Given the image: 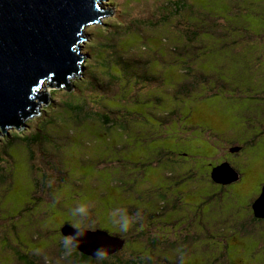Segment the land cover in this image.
<instances>
[{"label": "rangeland", "instance_id": "rangeland-1", "mask_svg": "<svg viewBox=\"0 0 264 264\" xmlns=\"http://www.w3.org/2000/svg\"><path fill=\"white\" fill-rule=\"evenodd\" d=\"M102 1L113 15L84 28L86 57L72 91L50 89L40 116L7 131L30 141L42 123L41 137L47 135L50 143L8 145L10 136L0 135V154L6 150L0 171V264H21L17 254L32 264H73L55 236L63 223L103 230L139 246L133 228L121 233L111 226L109 211L121 206L127 213L135 208L139 217L156 213L158 187L183 178V190L196 191L188 220L197 233L191 235L197 238L195 252L183 260L180 250L159 254V264H205L204 246L210 249L207 264H264V233L238 234L247 228L238 220L252 198L248 177L231 189L233 198L203 180L210 162L237 144L242 152L223 159L234 169L264 174V133L252 137L236 116L248 79L262 81L264 75V0ZM180 6L185 8L174 16ZM151 20L154 27L144 23ZM121 66L129 69L127 75ZM261 94L264 98V86ZM66 103L84 109L72 113ZM77 203L89 208V220L79 225L69 215ZM139 217L131 226H141ZM167 242L161 244L163 253ZM116 257L107 264L134 259L125 247Z\"/></svg>", "mask_w": 264, "mask_h": 264}, {"label": "water", "instance_id": "water-1", "mask_svg": "<svg viewBox=\"0 0 264 264\" xmlns=\"http://www.w3.org/2000/svg\"><path fill=\"white\" fill-rule=\"evenodd\" d=\"M112 15L102 0H0V135L37 116L49 102L50 89L72 91L86 57L84 28ZM237 176L228 163L211 170V180L223 186ZM252 211L264 218V185ZM79 229L84 235L77 250L85 256L94 258L93 250L101 246L112 255L124 246L123 239L106 231ZM75 231L69 223L60 229L62 236Z\"/></svg>", "mask_w": 264, "mask_h": 264}, {"label": "flooded vegetation", "instance_id": "flooded-vegetation-1", "mask_svg": "<svg viewBox=\"0 0 264 264\" xmlns=\"http://www.w3.org/2000/svg\"><path fill=\"white\" fill-rule=\"evenodd\" d=\"M262 81H253L254 78H249L247 84L244 85V90L246 93L241 94V99L239 101V113L236 116H241L242 120L247 123L245 128L248 130H251L252 137H256L259 134L264 133V128L262 127V122H264V98H262L261 92H263V86H264V75L261 76ZM255 88L261 89V92L255 91ZM4 138L0 137V140ZM234 145V143L232 144ZM232 148H239L240 150L238 152L231 153L230 149ZM243 150V146H240L237 144V146H230L227 148V150L220 155L219 159L217 161H211L209 166V169H207L203 173V180L210 184L213 183L217 188L221 190H227V193L231 198H233L232 194V188L235 186H239L243 183L245 177H248L249 181L246 184L245 187L250 188L249 192H251L252 198L248 201V204L246 206L242 207V216L239 218L238 221H245L247 223V228H240V230H243V232H239L238 234L247 237L252 233L250 231V227L252 226L255 230H259L264 232L263 226H264V218H255L252 211V204L253 202L259 197L261 188L264 185V174L261 173H252L249 174L247 168L242 169H234L227 161H225L223 158L226 156H235L237 157ZM222 163H228L236 172H237V181L230 185H219L215 184L211 180V170L215 166H218ZM186 182V178L178 180L176 183L174 182L171 184V186H159L157 189V197H156V216L160 217L162 219V227L167 228L173 226L175 229L180 228V230L175 233L176 231H170V234L167 233L168 237H171V241L168 242L171 246L176 247L178 250H180V257L183 260L185 257H189L195 252L193 245L195 243L196 237H192L191 235L197 234L193 229H190L188 226V220L189 217H191V212L193 210V206L195 204L194 198L196 197V191L188 188L187 190H183V186ZM203 198L206 199V196L203 195ZM144 219L142 221V225L144 226L142 229L143 232V241L144 246L147 249H152L154 251L155 256H152L154 258L153 262H148V260H145L142 264H159V259L162 260V258L159 256V254H164V256L168 255L166 253H169L170 255H178V253H175L171 249L166 250L164 249V253L161 250V240L159 237L155 239L158 235L154 233L155 224L152 220V216L148 213H144ZM148 215V216H147ZM153 222V223H152ZM65 224V223H63ZM74 228V227H73ZM82 228V227H79ZM84 228V227H83ZM87 229V228H85ZM88 230H95V229H88ZM254 230V231H255ZM257 230V231H258ZM202 237L207 238L208 237V231H206L204 228L202 229ZM175 233V234H173ZM146 237V238H145ZM153 238L155 240L148 241L149 238ZM120 238V237H119ZM123 239V238H121ZM124 240V246H126V240ZM180 240L183 241L184 244H180ZM254 243H247V246H253ZM182 246H186V250ZM258 246V243H255V248ZM171 248V247H170ZM254 248V250H255ZM192 249V253H191ZM166 252V253H165ZM210 249L207 246L203 247V251L201 252L203 255L204 263H209V259L207 258V255H209ZM113 255V254H112ZM112 255H106L108 257H111ZM70 261L73 264H77V260H73L69 258ZM27 260V259H26Z\"/></svg>", "mask_w": 264, "mask_h": 264}, {"label": "trees", "instance_id": "trees-1", "mask_svg": "<svg viewBox=\"0 0 264 264\" xmlns=\"http://www.w3.org/2000/svg\"><path fill=\"white\" fill-rule=\"evenodd\" d=\"M175 4H177V3H175ZM179 6V5H178ZM179 8V10H176V8H175V12L173 13V15L175 16V13L176 14H179V12L181 11V9H184V8H181V6L180 7H178ZM166 19V18H165ZM166 22H167V19L165 20ZM164 21V22H165ZM147 22H150V23H152V27H154L153 26V20H151V21H146V22H144V23H147ZM144 23H142L141 24V26L142 25H144ZM202 31L203 30V28H201V29H199V30H197L194 34L192 33V36H193V39L197 36V34L199 33V31ZM117 60H119L120 62L119 63H124V61H123V58H122V56H119L118 57V59ZM119 63H117V65L119 64ZM128 67H129V65H128ZM121 69L123 70L124 69V74L125 75H127V70H129L126 66H121ZM97 84V83H96ZM95 84V85H96ZM96 87V86H95ZM90 92H96V91H94L93 89L92 90H90V89H88ZM64 108L66 109V110H69V111H72V113H80L83 109H84V106L82 105V104H80V108L79 107H77V106H72V105H69L68 103H66V104H64ZM40 114V113H39ZM38 116H40V115H38ZM87 119H90V113H87ZM80 120V119H79ZM103 123V122H102ZM105 123H107V121H105L103 124H105ZM47 124V123H46ZM49 125L50 124H52V123H48ZM45 124H40L39 126H36V128H37V130L39 131V132H36V134L38 135V137L36 136V134H35V136L32 138V140H30L29 141V139H24V138H20V137H18L17 135H14V134H10L9 135V133L7 134V135H3L4 136V138H8V135L10 136L9 137V140H7V141H5L4 143L5 144H8V145H12L13 144V142L12 141H28L29 142V144H39L40 142H41V140L42 141H45V142H47V143H50V141L51 140H49V138H47V135H45L44 134V137H46L45 138V140L43 139L44 137H41V132H43V130H44V127H42V126H44ZM109 125V124H108ZM24 126H26V123L24 122V124L21 126V127H19L18 129H16V128H14V129H16V130H19V129H22ZM40 129V130H39ZM42 130V131H41ZM4 141V140H3ZM3 141H1L0 140V142H3ZM4 149H5V147H3ZM5 156H6V150H3L2 151V154H0V171H2L3 170V166H2V163L4 162V159H5ZM9 156V155H8ZM7 156V157H8ZM6 157V158H7ZM28 159H29V155H28ZM38 200V199H37ZM25 209H29V206H26V208ZM145 213V212H144ZM143 213V215H141L140 217H139V214H138V212H137V210L135 209V208H131L130 209V211L128 210V214H129V216H131L130 214H134V215H137L139 218H141V226L140 225H136V226H130L129 227V229L128 230H131V228H133L134 229V231L138 234V236H140L141 237V241L139 240V246L138 245H135V242H134V240H132V242H129V241H126V246H125V248L127 249V251H128V253H129V255H134V259L132 260V261H130V262H127V263H125V264H142L145 260H148V262L150 263V262H153V260H152V256H155V254H157V253H155L154 254V251H153V248L152 249H147V248H145L146 246H144V241H143V239H142V237H143V232H142V229H143V225H142V221H143V219H144V214ZM148 214H150V215H153L152 216V220H153V222H154V224H155V228H154V233L156 234V235H158L155 239H157L158 237H159V239L161 240V244L164 242V241H168V242H170L171 241V237H168L167 236V233H169L170 234V231L171 230H175V228L173 227V226H169V227H167V228H164V227H162V220L161 221H156V218H157V216L155 215L156 213H148ZM148 216V215H147ZM152 222V223H153ZM171 229V230H170ZM54 230H56V229H54ZM163 230H164V232H163ZM167 230H169V231H167ZM255 230V229H254ZM252 231V233H255L257 230H255V231ZM263 230H264V228H263ZM57 231V230H56ZM134 231H132V232H134ZM252 233L250 234V235H248L246 238H252L254 235H252ZM264 233V232H263ZM56 237H57V240H59L60 238L62 239V234H61V232H60V229L58 230V233L55 235ZM241 236V235H240ZM241 237H243V236H241ZM146 238V237H145ZM155 239H153V238H149L148 239V241H153V240H155ZM205 241L206 240H208V237L205 239V238H203ZM57 240L55 241V242H57ZM202 240V239H201ZM200 241V240H199ZM167 242V244H166V246L168 247V248H165L166 250H169V249H171L172 251H174L175 253H179L178 251V249L176 248V247H174V246H171L169 243ZM197 242V241H196ZM254 242V240H252V241H249L248 243H253ZM127 245H130V248H128L127 247ZM11 247V246H10ZM171 247V248H170ZM203 248V247H202ZM62 249V248H61ZM136 249H140V250H138V251H136ZM63 250V249H62ZM123 250V248L120 250V251H117L115 254H113L111 257H108V256H106V258H105V260L104 261H102V262H99V264H107V260H111V259H116L117 257H116V255L118 254V253H120L121 251ZM129 250H131L132 252L130 253L129 252ZM202 252V251H201ZM18 253H19V251H18ZM166 253V252H165ZM166 254H169V253H166ZM17 257H18V260L21 262V264H32V263H30V261L29 260H26V258H22V255L21 254H17ZM66 258H71V259H73V260H77V264H98V262L94 259V258H91V257H88V256H85V255H83L82 253H80L77 249H75V250H73V252L71 253V255H69V256H67ZM117 264H120V262H117Z\"/></svg>", "mask_w": 264, "mask_h": 264}, {"label": "clouds", "instance_id": "clouds-1", "mask_svg": "<svg viewBox=\"0 0 264 264\" xmlns=\"http://www.w3.org/2000/svg\"><path fill=\"white\" fill-rule=\"evenodd\" d=\"M69 215L77 222L78 225L88 221L89 208L87 203H77L74 207L69 209ZM108 219L111 226L115 230L124 233L128 231L131 224H133L138 217L129 216L125 208L115 206L109 211ZM75 230L76 231L72 235L63 236L60 240V246L63 249V255L65 257L71 255L73 250L77 249V245L81 243L79 238L84 235V232L80 231L79 227L75 228ZM107 252V248L105 246H101L93 250L92 256L99 264V262L105 260Z\"/></svg>", "mask_w": 264, "mask_h": 264}]
</instances>
